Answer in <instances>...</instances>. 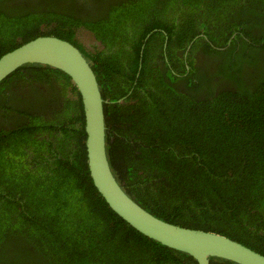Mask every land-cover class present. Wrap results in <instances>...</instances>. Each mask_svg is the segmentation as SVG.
<instances>
[{
  "label": "trees",
  "instance_id": "16d2710c",
  "mask_svg": "<svg viewBox=\"0 0 264 264\" xmlns=\"http://www.w3.org/2000/svg\"><path fill=\"white\" fill-rule=\"evenodd\" d=\"M114 5L103 15L76 0H0V57L43 36L73 45L106 102V155L127 195L264 256V0ZM177 50L185 65L152 57ZM84 127L61 71L28 63L0 83V264H197L109 209L89 176Z\"/></svg>",
  "mask_w": 264,
  "mask_h": 264
},
{
  "label": "water",
  "instance_id": "95a60500",
  "mask_svg": "<svg viewBox=\"0 0 264 264\" xmlns=\"http://www.w3.org/2000/svg\"><path fill=\"white\" fill-rule=\"evenodd\" d=\"M42 64L67 75L84 113L89 176L109 209L146 238L191 256L197 264L222 259L234 264H264V256L225 236L179 227L158 219L137 204L115 180L106 155L103 104L89 62L69 42L38 37L0 57V83L24 64ZM120 102V100H119Z\"/></svg>",
  "mask_w": 264,
  "mask_h": 264
},
{
  "label": "flooded vegetation",
  "instance_id": "af4514ba",
  "mask_svg": "<svg viewBox=\"0 0 264 264\" xmlns=\"http://www.w3.org/2000/svg\"><path fill=\"white\" fill-rule=\"evenodd\" d=\"M122 1L124 2L125 0H76L77 3H80V4H84L85 3V6L87 5L86 8H88V9L94 8L95 10H99V12L101 11V14L104 12L103 15L106 14V13H109L110 10H112L113 8H115V5L114 4L120 3ZM123 5L124 6H127L128 3H123ZM178 10L179 11H183L181 6L178 7ZM114 14L112 15V17L114 16ZM180 14H181V12H177L176 11V12H174L171 15V17L169 19L170 20L171 19H175V22L180 23V20H179ZM197 14H198L197 15L198 17H201L202 18V15H201V12L200 11H198ZM131 26H132V24H127V29H129V31L131 30V28H130ZM133 32L130 31L129 32V35L130 36L134 35ZM86 33H89V32L87 31ZM200 35L201 34H199L198 36H200ZM80 40L84 44V46L86 48H88V49H90L92 51L94 50L93 47H92L93 45L96 46L99 51H107L105 49V46L98 39H96L94 36H92L90 34L89 35L82 34L81 37H80ZM165 46H166V42H164V44H163V47L164 48H165ZM126 47H127V49L130 50V47L128 45ZM194 54L197 56L199 53L196 52ZM169 55H172V56L177 57L179 64L180 63L181 64L183 63V65H185V63H186L185 62V56H186V52L185 51L177 50L175 55H173V52H171L170 54L164 53V55L162 53H160V52H157V53H154L152 55V57L154 58V60H155L154 62L156 64L162 65L163 63L167 62V58L166 57L169 56ZM132 90H133V88H130L129 92L127 93V96L132 92ZM125 98L126 97H124L123 99H121L120 102H123V100ZM56 135H59V133H57ZM46 139L49 140L50 142H54L55 141L54 137H50V136H48V138H46ZM32 157H33V155L29 153V156H28L27 160H25V162H23V163L24 164H27L29 162H32L31 161Z\"/></svg>",
  "mask_w": 264,
  "mask_h": 264
},
{
  "label": "rangeland",
  "instance_id": "374dc122",
  "mask_svg": "<svg viewBox=\"0 0 264 264\" xmlns=\"http://www.w3.org/2000/svg\"><path fill=\"white\" fill-rule=\"evenodd\" d=\"M127 12H128V15H129V16H127V17H129L131 20H134V18L131 16V12H130V11H127ZM125 13H126V12H125ZM123 14H124V13H123ZM66 199H67V197H66ZM51 208H52V205H50L49 208H48V210H47V213H48V214H51V213L53 212Z\"/></svg>",
  "mask_w": 264,
  "mask_h": 264
}]
</instances>
